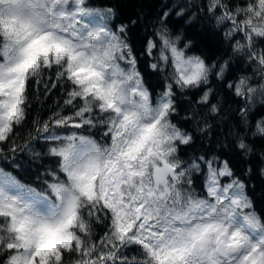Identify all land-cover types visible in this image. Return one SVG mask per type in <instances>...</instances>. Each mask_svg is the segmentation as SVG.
Instances as JSON below:
<instances>
[{"label":"snow or ice","instance_id":"obj_1","mask_svg":"<svg viewBox=\"0 0 264 264\" xmlns=\"http://www.w3.org/2000/svg\"><path fill=\"white\" fill-rule=\"evenodd\" d=\"M189 7L175 15L185 17ZM199 10L217 26L228 25L224 54L211 61L187 55L192 41L178 46L182 37L172 34L170 10L164 11L145 51L151 56L159 42L158 61L149 67L163 74L171 65L172 71L153 99L129 34L139 17L114 26L118 5L111 2L0 0V144L10 141V152L27 150L33 161L57 162L38 172L36 186L0 167V264H264V213L257 210L264 186L257 193L251 182L253 156L264 181V148H257V142L264 146V112H256L257 100L264 106V0H208ZM195 16L188 14L189 22ZM234 56L245 58L252 75L228 79ZM212 78L243 106L226 109ZM30 81L37 100L41 89L45 98L57 86L68 90L60 110L34 120L36 135L19 146L14 126L27 116ZM176 89L202 92L195 103L204 115L193 111L184 119L210 134L208 117L218 118L247 164V179L215 154L180 157L194 137L172 123L179 114ZM64 106L75 111L61 115ZM85 126L103 127L102 140L67 131ZM33 140L46 151L30 147ZM201 173L204 196L193 187ZM96 225L107 229L98 240ZM133 246L138 254L129 256Z\"/></svg>","mask_w":264,"mask_h":264},{"label":"trees","instance_id":"obj_2","mask_svg":"<svg viewBox=\"0 0 264 264\" xmlns=\"http://www.w3.org/2000/svg\"><path fill=\"white\" fill-rule=\"evenodd\" d=\"M93 2L97 7L109 2L118 5V15L113 21L114 26L118 25L121 21L127 22L129 19H137V17H139L137 24L130 27L129 34L133 44L134 54L137 57V67L144 77L146 86L153 94V99L156 94L164 90L163 77L167 75L168 72L172 71L171 65H169L163 74L153 72L149 67L151 63L158 61L159 42H157L158 47L153 50L151 56L145 51L147 40L155 39L153 36V25L156 24L158 18L163 15L164 11L170 10V15L166 23L172 34L174 36L181 35L182 37L178 46L183 47L185 42L189 40L192 41V48L187 51V55H202L211 61L224 54L225 45L223 43V32L228 25L217 26L215 20L207 14L206 11L199 10L206 9L208 0H93ZM231 2L243 3V0H231ZM185 3H189L190 5L188 8V14H191L192 12L196 13L195 18L190 22L188 14L183 18L175 15V12ZM48 75H51L52 78L55 79L54 73H46L45 79H47ZM241 75H252V66L246 62L245 58L234 56L231 60L228 79L235 82L236 78ZM210 86L215 89L219 96L223 97L226 109L231 108L235 110L243 106V101L241 99L235 97L232 92L228 91L223 84L216 81L214 78H212ZM67 90L68 85H65L63 89L57 86V88L53 89L51 94L45 98L43 96V89H41L40 99L37 100L35 98V82H29L28 97L30 107L26 109L27 116L23 125L18 128L14 126L13 139L15 140L16 145L22 146L25 140L29 139V133L36 135L33 124L34 120H48L54 112L60 110V107L63 106V101L66 98ZM201 94L202 92L199 90L181 93L179 89H176V100L179 114L172 117V123L192 133L194 137L193 145L190 147L181 146L179 152L180 157L186 160L192 154H204L209 157L215 154L220 156L222 160L229 159L236 174L240 175L242 179H247L242 175L247 164L244 160L239 158L238 154L234 153L230 142L224 135L227 128H225L222 123L218 126V118L214 119L210 116L208 117V122L213 125L210 134L197 131L199 125L196 120L184 119L186 115H191L193 111L199 116L204 115L206 109L195 103L196 99ZM185 97H187V99ZM74 111L75 109L72 106H64L61 115H71ZM256 112H264V106H261L259 100L256 101ZM227 123H231V120L227 121ZM67 131L82 132L84 135L92 136L97 141H101L104 129L103 127L88 129L87 126H85L84 129H68ZM16 133H18V135H15ZM0 147L4 148L3 154H0V167L4 168L6 171L12 172L13 175L22 182L31 183L33 186H36L35 178L38 172H42L45 166L55 167L57 163L55 159L47 157L44 158L42 162L33 161L27 150L21 151L19 148L15 153H12L9 151V148L12 147L10 141L0 144ZM30 147L34 148L36 151L43 152L46 151L47 145L42 141L33 140L30 143ZM257 148L262 149L264 146L257 142ZM5 157H7V159H5ZM251 162L254 170L251 182L256 184L257 193H259L262 186H264V181H262L258 175L260 162L256 156L251 158ZM222 182H226V180ZM193 187L199 195H206L204 191L203 173L194 175ZM257 210L264 213V204H262L259 199L257 201ZM106 230L107 229L104 225H96L93 239L98 240L103 236ZM137 248L138 246H133L127 254L129 256L137 255Z\"/></svg>","mask_w":264,"mask_h":264}]
</instances>
